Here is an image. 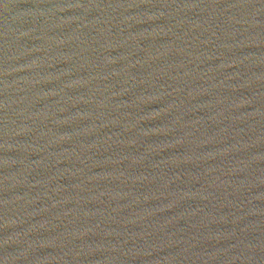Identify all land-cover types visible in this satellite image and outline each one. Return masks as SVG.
<instances>
[{
  "label": "water",
  "instance_id": "obj_1",
  "mask_svg": "<svg viewBox=\"0 0 264 264\" xmlns=\"http://www.w3.org/2000/svg\"><path fill=\"white\" fill-rule=\"evenodd\" d=\"M0 264H264V0H0Z\"/></svg>",
  "mask_w": 264,
  "mask_h": 264
}]
</instances>
